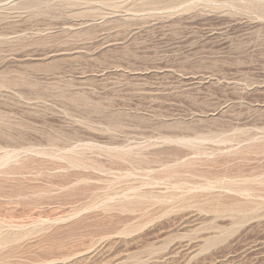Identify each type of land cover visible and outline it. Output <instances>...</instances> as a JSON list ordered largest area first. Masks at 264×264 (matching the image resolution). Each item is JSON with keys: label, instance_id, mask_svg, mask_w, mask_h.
<instances>
[{"label": "rangeland", "instance_id": "obj_1", "mask_svg": "<svg viewBox=\"0 0 264 264\" xmlns=\"http://www.w3.org/2000/svg\"><path fill=\"white\" fill-rule=\"evenodd\" d=\"M0 264H264V0H0Z\"/></svg>", "mask_w": 264, "mask_h": 264}]
</instances>
